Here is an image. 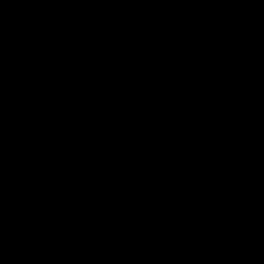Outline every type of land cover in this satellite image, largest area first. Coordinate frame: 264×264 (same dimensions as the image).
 Instances as JSON below:
<instances>
[{
	"label": "water",
	"instance_id": "1",
	"mask_svg": "<svg viewBox=\"0 0 264 264\" xmlns=\"http://www.w3.org/2000/svg\"><path fill=\"white\" fill-rule=\"evenodd\" d=\"M0 264H264V0H0Z\"/></svg>",
	"mask_w": 264,
	"mask_h": 264
}]
</instances>
